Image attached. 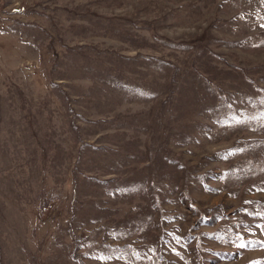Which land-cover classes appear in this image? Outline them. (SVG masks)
<instances>
[{"label":"rangeland","instance_id":"obj_1","mask_svg":"<svg viewBox=\"0 0 264 264\" xmlns=\"http://www.w3.org/2000/svg\"><path fill=\"white\" fill-rule=\"evenodd\" d=\"M260 97L264 0H0V264H264Z\"/></svg>","mask_w":264,"mask_h":264},{"label":"trees","instance_id":"obj_2","mask_svg":"<svg viewBox=\"0 0 264 264\" xmlns=\"http://www.w3.org/2000/svg\"><path fill=\"white\" fill-rule=\"evenodd\" d=\"M262 101H264V97H260L259 107L257 108V115L261 116L260 120L256 122L257 124H259V126H261V125L264 126V106L261 107V105H260V103Z\"/></svg>","mask_w":264,"mask_h":264}]
</instances>
